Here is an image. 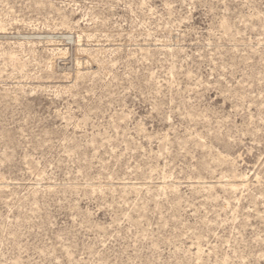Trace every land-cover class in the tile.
<instances>
[{
    "label": "rangeland",
    "instance_id": "obj_1",
    "mask_svg": "<svg viewBox=\"0 0 264 264\" xmlns=\"http://www.w3.org/2000/svg\"><path fill=\"white\" fill-rule=\"evenodd\" d=\"M0 264H264V0H0Z\"/></svg>",
    "mask_w": 264,
    "mask_h": 264
},
{
    "label": "bare ground",
    "instance_id": "obj_2",
    "mask_svg": "<svg viewBox=\"0 0 264 264\" xmlns=\"http://www.w3.org/2000/svg\"><path fill=\"white\" fill-rule=\"evenodd\" d=\"M67 38V37H66ZM69 39V38H68Z\"/></svg>",
    "mask_w": 264,
    "mask_h": 264
}]
</instances>
